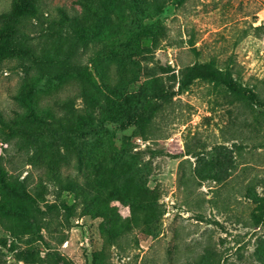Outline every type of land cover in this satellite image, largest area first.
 I'll return each instance as SVG.
<instances>
[{"label": "rangeland", "instance_id": "1", "mask_svg": "<svg viewBox=\"0 0 264 264\" xmlns=\"http://www.w3.org/2000/svg\"><path fill=\"white\" fill-rule=\"evenodd\" d=\"M36 1L0 61V264H264V0Z\"/></svg>", "mask_w": 264, "mask_h": 264}, {"label": "trees", "instance_id": "2", "mask_svg": "<svg viewBox=\"0 0 264 264\" xmlns=\"http://www.w3.org/2000/svg\"><path fill=\"white\" fill-rule=\"evenodd\" d=\"M39 13L36 0H17L15 8L8 14L0 16L4 27L0 30V61L11 57L15 52L13 41L18 31L19 25L25 17H37ZM207 69L211 72L200 73L198 78L214 83L215 86H220L226 90L227 94L231 95L236 101L244 100L246 90L242 91L238 88L236 80L233 78L232 72L227 69L225 72L215 68L214 63H207ZM252 96L255 94L252 91ZM28 201L33 208L35 215H46L48 210H44L36 201L28 196Z\"/></svg>", "mask_w": 264, "mask_h": 264}]
</instances>
